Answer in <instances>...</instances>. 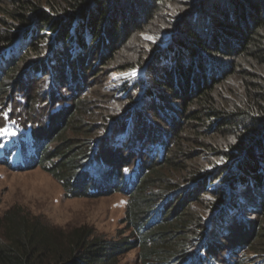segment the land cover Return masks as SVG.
Wrapping results in <instances>:
<instances>
[{
  "label": "trees",
  "instance_id": "trees-1",
  "mask_svg": "<svg viewBox=\"0 0 264 264\" xmlns=\"http://www.w3.org/2000/svg\"><path fill=\"white\" fill-rule=\"evenodd\" d=\"M9 1L11 5L2 9L4 15L0 19L7 24L0 30V59L4 60L0 61V105L6 103V97L8 101L22 94L25 103L20 105L16 119L24 127L31 125L33 137L26 140L24 131L12 136V144L21 150L9 154L13 155L11 161L16 168L8 160L2 164L14 170H28L41 163L43 169L61 181L67 196L94 197L118 192L126 195L127 201L120 220L123 227L115 239H104L84 226L55 231L14 206L0 216V264H117L122 253L135 247L144 264H264V0H193L189 1L187 14L175 15L167 22L160 19L161 23L155 17L164 6L163 0H70L64 5L54 0H47L45 5L34 0ZM139 16L144 18L142 22ZM197 19L203 28L193 30ZM145 22L151 32L163 27V34H158L154 46L148 44L147 60L138 56L137 63L146 67V79L142 80L136 102L132 97L131 102L118 107L100 139L91 137L97 131H88L83 141L68 146L63 134L70 126L84 124L75 117L83 109L90 111L89 102L80 101L78 94H73L72 99L67 97L66 90L59 102L60 89L65 87L54 86L48 96L63 109L62 118L66 119L52 131V138L38 141L34 117L27 116L31 110L35 115L33 102L38 95L20 85L25 73L12 82L7 74L21 63L20 73L31 71L35 77L38 73L43 76L57 52L65 47L78 49L81 54L96 47L101 55L103 49L140 30ZM47 38H51L53 48L43 53L40 48ZM20 41L21 50L13 53L12 48ZM164 46L176 54L159 55ZM138 49L143 54L142 44H138ZM240 58L250 67L235 63ZM159 60L171 64L173 69L158 66ZM130 66L126 65L133 67ZM239 67L251 79L243 82L239 93L245 99V107L235 105L227 111L214 102L213 93ZM63 69L60 65L59 75ZM220 69L225 70L217 77ZM165 89L182 99L180 111L182 116L190 114L184 117L194 138L224 129L237 133V142L229 145L228 141L226 151L220 150L221 146L209 147L223 154V163L215 170L196 169L188 177L190 185L186 189L165 181L158 172L177 156L190 159V146L185 145L182 130L177 128L182 123L172 117L173 102L170 98L164 100ZM195 99L203 111L187 113V105ZM156 103L167 115L170 132L157 127L143 111V107L150 108L157 115L155 110L160 108ZM204 122L207 125L202 131L198 126ZM89 128L83 127L77 133ZM54 141L56 145L48 149ZM26 151L31 153L23 166L18 160ZM9 155L0 149V157ZM216 181L228 185L227 189L218 188ZM248 187L253 191L256 188L252 199L246 193ZM202 192L212 197L207 205L211 212L208 217L191 208ZM183 206L179 217L172 219ZM247 211L260 213L253 220ZM240 226L244 231L248 229L245 233L251 242L237 239L228 244L226 239L232 237L228 234L237 233ZM241 251L255 256L242 259Z\"/></svg>",
  "mask_w": 264,
  "mask_h": 264
},
{
  "label": "rangeland",
  "instance_id": "rangeland-1",
  "mask_svg": "<svg viewBox=\"0 0 264 264\" xmlns=\"http://www.w3.org/2000/svg\"><path fill=\"white\" fill-rule=\"evenodd\" d=\"M34 1L43 5H45L44 3H47V0ZM68 1L70 0H54L56 3L63 2L62 5L66 4ZM189 1L191 2L193 0H163L162 3L164 6L162 10L156 13L158 15L155 17V20L160 22V19H164L163 22H167L169 20L172 21V18L175 15L177 17L180 14H187L190 10ZM10 5L11 2L9 0H0V19L4 15L2 9L4 7H10ZM165 14L168 15L167 19L165 18ZM190 16H192V14ZM139 18L140 22L144 19H142V16H139ZM199 24V19L195 20L191 29H202L203 26L199 27ZM6 25L0 20V30L4 29ZM175 28L176 27H174V29ZM162 29L163 27L161 30H158V27H156L153 32H151L148 23L145 22L141 24L140 30L133 32L132 35H129L128 37L126 36L115 41L112 47L103 49L101 55L95 50L96 47L91 48L87 54H81L78 49L75 50L70 47L62 48L61 53L57 52V57H54L51 60L50 67L47 69L48 72L43 76L38 73L35 77V74L31 71H22L20 73L21 63H18V65L15 66V71L7 74V78L11 79L12 82L13 80H16L15 77L22 76V74L25 73V78H23L24 82L22 81L20 85L28 86L29 91H32L31 93L34 92L33 94L38 95V100L36 98V101L33 102V105L35 106V115H33L32 110L29 112L27 111L28 117H34V127L36 128L37 133L44 139L49 138L52 131L61 126V121H65L66 116L62 118L63 109L60 110L62 112H52V110L56 108V105L51 101L52 96H48L50 95L48 93L49 90L54 86H57V89L64 86L65 88L60 89L62 94L58 95L57 101L61 102L63 100V91L66 90L67 93H65V95L67 97L72 99L73 94L74 96L75 94H78L81 96L80 101L89 102L88 107L90 110L87 111V109H83V112L76 115L75 119L79 117L83 120L82 123L84 124L81 127L74 125L70 126V124L68 125L70 127L63 134V139L69 141L67 145L71 146L83 141V138L88 131H97V134H93L91 137L94 136L93 138H95V140L97 138L100 139L106 133L109 122L113 120L111 117H113L114 114H117L118 107L132 99L135 103L139 98V91L142 88V80L146 79V77L144 78V70L146 67L137 63L139 61L138 56L141 55L143 60L149 58L150 48L148 44L155 45L154 40L158 34H163ZM154 31H157L158 33H154ZM146 37H151L152 39H146ZM41 40L43 41V39ZM46 42L47 43L42 44L40 48L41 51L43 50V53L48 51L47 48H53L51 47V38H47ZM138 44H142L143 50L141 51L143 54H139ZM21 46L22 41L19 45H15L12 50L14 49V52H18L21 50ZM37 47L39 48L40 46ZM165 47L166 46L159 49V55L163 52L171 54L172 56L176 54L171 53ZM237 62H241L243 68L250 67V65L245 64L247 61L245 62L241 58L236 59L235 63ZM58 64L62 65L64 68L61 71V75H59L60 72L58 69H60V65ZM126 65H131L133 67L130 66L131 68H127L128 66L126 67ZM160 65H163L162 67L168 69L172 66L169 63L161 62L159 60L158 66ZM217 65L221 64L218 63ZM241 69L242 67L237 68L233 75L228 76L227 79L217 85L216 90L213 93L215 98L214 102L227 111L234 108L235 105L245 107V99H241L244 97L239 93L243 91L242 85H244L243 82L248 79V75L245 72L242 73ZM224 70L225 69H220L219 72L216 71V76H220ZM232 70L231 67L229 73H231ZM243 75L245 77H243ZM151 77L152 76H149L148 78L149 82H151ZM71 81L76 84L74 89L73 86L70 85ZM130 88L133 90L126 91ZM163 91L165 92L164 100L166 101L170 98L173 102L172 105L175 114H172V117L174 120H178V124H183L178 125L177 128L182 130L181 135L185 138V145L190 146V159H183V157L177 158V156L174 159V162L163 165L158 169V172L165 181H170L173 185L176 183L181 184L180 187L186 189V187L190 185L188 177H190L196 169L201 168L208 171L215 170L223 163V154L220 152L218 153L216 150L210 149L209 147L221 146L220 150L226 151L228 149V141L229 145L237 142L235 136L237 133H232L231 131L224 129L219 130L214 133V135L209 134L194 138V136L190 134L189 121H186L185 118L186 115L188 116L190 114L185 113L184 117L182 116L183 112L180 111L183 109V105L181 104L182 99L173 95V92H169L166 89ZM192 96L195 97L193 93ZM7 99L8 97L5 98L6 103L4 105H0V129L6 128V123L10 121L11 117L14 116L18 110H20V105L25 103V99L23 103L16 101V95H14L13 100L7 101ZM45 100L48 101L46 102ZM37 102L40 103L36 108ZM241 102H243L244 105ZM128 103L129 102L126 104ZM157 105L160 108L159 110H155L157 115H154L150 108L148 110L146 107H143V111L150 115L151 122L157 127L164 129L166 132H170L168 129L169 121L166 120L167 115L163 113L160 103ZM69 107L70 104L68 108ZM193 111H203L200 103L197 102V99L187 105V113ZM195 122L197 123V121ZM192 124L196 125L193 122ZM206 125L207 124L204 122L198 127L204 131ZM87 126H90V128L85 129L82 133H77L80 129L83 127L86 128ZM52 137L53 136L50 138ZM55 145L56 142L54 141L48 146V149H51ZM77 149H80V146H77ZM171 152L172 151H170V153ZM172 155L173 154H171V156ZM1 161H5V159L0 158V216H2L8 209L18 206L27 212L30 217L38 219L41 223L48 225L55 231H70L76 227L84 226L91 229L93 234L101 236L104 239H115V237H118V232L121 231L123 227L120 220L124 215L125 203L127 201L126 195L114 192L112 194L94 197L67 196L64 192L65 190L61 181L43 169L41 163L28 170H14L2 164ZM222 173L224 172L222 171ZM224 177L226 178V175H224ZM216 183L218 188L223 189L225 187L227 189L228 187V185H221L218 181H216ZM254 189L256 190V188ZM255 190H251L250 187L246 189V193L251 199L253 193L256 192ZM229 193L231 192L229 191ZM243 194H245V192H243ZM180 195L181 194L178 196ZM211 200L212 197L210 194L208 195L205 194V192H202L200 193V199L196 201V203L194 202L191 208L194 211L201 212L204 217L211 216V212L207 210V205ZM186 201L187 200H185V206L188 204ZM183 209L184 206L173 215L172 219L178 218ZM247 213L250 214V217H254L253 220H255L260 211H247ZM247 231V228L246 231H244L241 227L238 229L237 233L234 231L231 232V234H228L232 237L227 238L226 241L228 244H233L237 239L241 242H251V240L249 241L247 239L245 233ZM253 245L255 244L253 243L252 247ZM252 247H250L251 251H253ZM240 254H242V251ZM253 255L255 256L252 252H244L241 257L243 259L245 257H252ZM246 260L247 259H245V261ZM117 264L144 263L140 261L138 257V248L135 247L122 253L118 257Z\"/></svg>",
  "mask_w": 264,
  "mask_h": 264
},
{
  "label": "clouds",
  "instance_id": "clouds-1",
  "mask_svg": "<svg viewBox=\"0 0 264 264\" xmlns=\"http://www.w3.org/2000/svg\"><path fill=\"white\" fill-rule=\"evenodd\" d=\"M71 84H72L73 89H74V88H75V84L73 83V81H71ZM34 135H35V136H38L39 138H43L40 134L37 133V130H36L35 127H34Z\"/></svg>",
  "mask_w": 264,
  "mask_h": 264
},
{
  "label": "snow or ice",
  "instance_id": "snow-or-ice-1",
  "mask_svg": "<svg viewBox=\"0 0 264 264\" xmlns=\"http://www.w3.org/2000/svg\"><path fill=\"white\" fill-rule=\"evenodd\" d=\"M146 39H152V38L151 37H146ZM0 134H8V130L7 129H0Z\"/></svg>",
  "mask_w": 264,
  "mask_h": 264
},
{
  "label": "bare ground",
  "instance_id": "bare-ground-1",
  "mask_svg": "<svg viewBox=\"0 0 264 264\" xmlns=\"http://www.w3.org/2000/svg\"><path fill=\"white\" fill-rule=\"evenodd\" d=\"M21 42V41H20Z\"/></svg>",
  "mask_w": 264,
  "mask_h": 264
}]
</instances>
